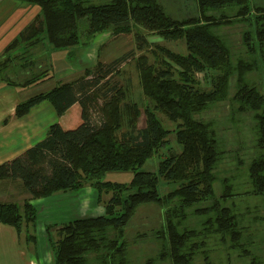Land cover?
I'll return each mask as SVG.
<instances>
[{"label":"trees","instance_id":"16d2710c","mask_svg":"<svg viewBox=\"0 0 264 264\" xmlns=\"http://www.w3.org/2000/svg\"><path fill=\"white\" fill-rule=\"evenodd\" d=\"M19 1L37 5L40 12L6 51L22 42L29 51L41 39L49 51L68 49L86 44L109 29L120 34L141 27L167 40H184L186 52L157 45L152 50L154 61L145 53L137 57L139 82L148 100L143 127L139 126L140 103L130 96L129 86L105 80L106 89L102 91L103 84L98 87L113 71V64L123 58L109 64L98 61L86 67L78 79L20 101L15 113L18 117L43 100H49L60 116L79 103L81 117L70 126L52 123L43 139L0 164V181L19 179L30 194L23 202L0 201V222L12 225L19 235H25L27 243H34L39 212L31 200L63 192L77 195L91 185L97 190L98 201L103 193H111L105 212L46 225L53 264H133L130 238L137 242L149 233L161 246L156 255L146 257V264L164 260L170 264H212L207 248L211 237L224 244L222 249L228 254L225 264H231L232 252L249 264H264L255 240L264 234V206L257 208L264 203V4L254 0H193L197 15L181 18L172 16L160 0ZM237 22L245 25L241 52H234L217 30ZM137 29L138 47L142 48L145 35ZM32 59L29 61L35 67L37 62ZM8 60H0V79L17 85L9 80L10 75H4ZM198 72L210 73V88L200 85ZM48 75L49 69H32L19 84H34ZM232 77L236 78L235 92L229 96ZM100 96H104L101 118L94 122L90 109ZM226 99L231 102L233 116L253 112L256 151L247 167L251 188L235 191L232 178L227 177L222 193L217 195L215 171L226 150L213 122L198 119L196 114ZM159 112L176 127L167 128ZM172 133L182 147L179 152L168 146ZM166 147L159 174L140 169ZM239 157L237 161L242 164ZM123 171L133 172L131 181L103 179L107 172ZM161 179L176 186L162 194ZM244 196L248 199L240 212L226 204ZM148 206L163 208V222L149 230L137 229L142 232L132 235L131 224ZM193 215L200 217L201 228L188 225ZM244 217L246 224L242 223ZM202 254L203 262H199Z\"/></svg>","mask_w":264,"mask_h":264},{"label":"rangeland","instance_id":"374dc122","mask_svg":"<svg viewBox=\"0 0 264 264\" xmlns=\"http://www.w3.org/2000/svg\"><path fill=\"white\" fill-rule=\"evenodd\" d=\"M109 0H95L96 3L107 2ZM161 3L166 7L167 11L174 17H190L197 15L198 9L195 1L193 0H160ZM256 4H264V0H254ZM213 12V11H211ZM218 14V12H217ZM245 25L241 22H237L233 25H224L218 28V32L233 46L234 52H241L243 50V46L241 44V33L242 29ZM134 28L130 33H120L115 34L112 30L104 31L101 34L95 35L88 43L78 45L73 47V49H57L55 53L52 54V63L54 68H49L50 74L53 76L46 78L45 80H40L35 84H32L27 87V93L31 96L41 91H46L54 86L67 79L68 74H66V70L60 69L61 67H66L69 63L70 65H79L80 63V71L81 73L84 71L86 67H89L94 63V60L90 55L93 54L94 47L97 48V41L105 37V33L109 34L106 38V42L99 46L98 44V61H102L103 63H111L118 58H123L121 61L113 64L112 72L105 79H101L99 86L103 84L102 91L106 89L104 85L105 80H108L110 84H116L117 86L123 85L130 88V96L140 103L142 114L139 119V126L143 127L145 125V111L144 107L147 103V98L144 96L142 92V87L139 82V74L138 68L136 65L137 57L143 53L147 54L151 61H154L155 57L152 50L157 49V45H163L169 47L176 51L186 52V44L184 40H167L156 33L148 32L147 30L138 27ZM136 29L140 32V34L145 35L143 47H138V40L136 38ZM159 52V51H157ZM49 58H51V54H49ZM60 58V59H59ZM79 61V62H78ZM50 65H52L50 63ZM95 66V64L93 65ZM91 66V67H93ZM210 72V71H209ZM80 73V74H81ZM211 73V72H210ZM210 73L205 74L204 72H198L197 78L200 81V85L203 88L211 87V77ZM78 75V70L76 74ZM76 77V76H74ZM235 83L236 78L232 77L230 85L231 89L229 91V96L233 95L235 92ZM129 99V94L127 93ZM104 96H100L98 104L93 106L90 110L92 114V119L94 122H99L101 118L100 106L103 102ZM164 125L167 128L174 129L176 127V123L170 121L168 117L159 112L158 113ZM71 111L68 112L65 116L59 117L56 116L55 122H64L69 123L72 120ZM71 117V118H70ZM198 119L204 121H212L213 128L217 133L222 146L226 150V154L224 158L220 161L218 167L216 168V174L218 176V180L215 183V191L217 195H220L223 191V180L224 178L231 177L234 183L235 191H242L246 189H250V183L248 182V171L247 167L249 164V160L254 157L256 146L254 142V117L253 112H244L239 113L237 116H233L231 110V102L226 99L217 103V105L209 108L199 114H196ZM54 122V123H55ZM63 123V124H64ZM169 147H172L173 150L179 152L181 151V145L176 140V135L174 133L169 135ZM167 147L162 149V153H156L151 156L145 164H143L140 169L153 171L159 174V163L164 153H166ZM239 151V153L237 152ZM240 155V157H239ZM237 156L241 158L244 162L238 163ZM133 177V172L131 171H123V172H107L104 176V180H111L117 182H129ZM91 186V185H90ZM176 186L174 182H166L161 179L159 184V190L162 194H165L169 190L173 189ZM84 189V188H82ZM81 189V190H82ZM94 195L92 196L93 200L96 201L98 198L97 190L93 188ZM96 190V192H95ZM64 193V192H63ZM86 194V192H85ZM89 197L91 195H88ZM111 193H103L101 202L96 203L92 206L91 211L88 212V208H81V213L87 215H99L104 213L105 202L108 201ZM248 199L246 196L243 198L235 197L234 199H230L226 202L227 205H234L236 207V212H240L243 210L245 206V200ZM259 203L258 199H255V203ZM207 202L202 203L201 205L207 204ZM144 205L140 206L143 207ZM264 206L262 203L258 209ZM41 211L44 207L43 204L37 206ZM139 207V208H140ZM52 215L50 216V220H60L62 218L57 217L58 211L57 207L48 208ZM257 209V210H258ZM101 210V212H100ZM256 208L253 210V214L256 213ZM162 213H164L162 207L157 206H148L143 208L139 212V216L135 219V221L131 224L130 232L132 235H138L142 230L137 229H145L149 230L152 226H160L162 221ZM61 223V222H60ZM200 217L198 215H193L190 217L188 221V225L192 227L201 228ZM243 224L247 223V218L244 217L242 222ZM258 228V226H257ZM54 229L52 228V231ZM258 238L262 236L264 240V234L257 235ZM257 236H255L257 238ZM255 239L258 242L257 245V253L264 257V241H260V239ZM131 248H132V260L133 264H146V257L154 256L158 253V250L161 246V242L153 238V236L149 233L146 237L141 240L135 242L134 237L131 238ZM207 248L210 250L209 253L211 255V260H213L212 264H225L227 259V252L223 250L224 244L221 243L219 239L211 237L207 240ZM231 264H249L247 259H240L239 256L235 252L231 253V260L229 258ZM199 262H203V254L199 258ZM155 264H170L168 260L159 261Z\"/></svg>","mask_w":264,"mask_h":264},{"label":"crops","instance_id":"0c3cea01","mask_svg":"<svg viewBox=\"0 0 264 264\" xmlns=\"http://www.w3.org/2000/svg\"><path fill=\"white\" fill-rule=\"evenodd\" d=\"M39 12L40 9L37 5L19 0H0V60L6 57L9 58L8 69L4 72V75H10L9 80L18 83L14 85V83L0 79V164L20 155L27 148L43 139L49 126L57 120L56 116L60 120L61 117L71 111L72 120L69 123L65 124L60 121L67 126L73 125L81 117V105L79 103H74L60 116L49 100H43L33 106L23 116L18 117L15 114L17 104L30 97L27 93V87L32 85L23 86L19 82H23L32 72V69L54 68L52 54L55 53V50L49 51L47 42L44 39H41L35 45V48L29 51H27L28 45L26 42L19 43L17 47H11L6 51L8 46L20 37V33L34 20ZM106 33L104 34L105 37L97 41V48L95 46L93 54L90 55L94 63L89 67L96 65L98 44L100 46L106 42L109 32L108 34ZM70 49H73V47L66 50ZM49 54H51V58H49ZM31 59L37 62L35 67L31 65V61H29ZM64 66L66 67H61L60 69L66 70V74L69 77L61 81V83L76 80L84 73V71L82 73L80 71V63L79 65L67 63ZM77 70L78 75H70L76 74ZM51 76L53 75L50 74L42 80ZM83 188L77 195L65 192L31 200L36 207L40 204L44 205L42 211L37 207L39 217L35 226L37 238L34 243H27L25 235H19L16 228L12 225L0 222V264H53V252L48 240L46 225L63 223L76 216L87 215V213H81L82 207L88 208L89 212L93 205L101 202L98 199L96 201L93 200V186L86 185ZM88 195L91 196L89 197ZM29 197L30 194L21 180L0 181V201L23 202L24 199ZM54 206L58 209V211L56 210V213H59L57 217L62 218V221L57 219L50 220L49 215H52V213L48 211V208H54Z\"/></svg>","mask_w":264,"mask_h":264}]
</instances>
